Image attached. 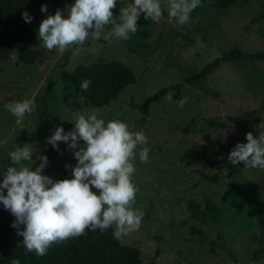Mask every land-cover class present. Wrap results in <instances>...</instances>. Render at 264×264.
I'll return each instance as SVG.
<instances>
[{
  "label": "rangeland",
  "instance_id": "obj_1",
  "mask_svg": "<svg viewBox=\"0 0 264 264\" xmlns=\"http://www.w3.org/2000/svg\"><path fill=\"white\" fill-rule=\"evenodd\" d=\"M75 0H31L26 10L33 17L21 25L33 34L40 57L33 64L18 62L17 52L0 63V179L9 166L8 153L17 146L29 144L38 154L45 155L57 127L65 132L74 128V115L62 101L64 69L73 70L79 64L98 60H121L135 73V82L127 86L116 100L107 106L88 107L83 113L95 114L105 121L119 119L132 131H142L148 138V162L141 163L139 149L134 161V182L139 187L133 207L144 213L139 230L119 237L122 244L139 248L142 260L155 259L157 264H264V230L258 215L264 209V170L244 168L242 183L228 192L230 180L213 183L201 173L225 174L224 161L237 143H247L246 133L258 136V124H232L225 117L259 106L264 98V61H226L203 82L185 84L175 97L170 90L160 102L151 103L149 115L140 121L141 112L133 103H141L160 87L183 82L186 75L237 47L245 52L264 50V0H240L225 12L200 6L191 21L178 25L162 18L150 21L151 34L146 57L129 51L127 40L110 42L103 39L94 45L87 41L83 50L73 56L69 49L62 55L49 52L38 38L39 25L57 9L67 14ZM130 0H117V7ZM47 5V12L41 6ZM167 9L166 0H162ZM108 27L105 28V33ZM96 47L95 53L90 49ZM51 94H47V85ZM171 95L172 100L166 97ZM187 97L181 108L179 101ZM34 98L35 111L22 123L5 105ZM51 99V100H50ZM48 101L52 104L46 108ZM219 118L226 126L212 128L208 120ZM83 146V141H80ZM55 159L43 171L56 180L64 171L72 178L71 169L77 163L64 142H59ZM36 160V154L33 155ZM31 167L32 162H25ZM229 196V197H228ZM228 197L227 214L219 221L204 215L206 199L216 206ZM233 214V215H230ZM254 255V251H256Z\"/></svg>",
  "mask_w": 264,
  "mask_h": 264
},
{
  "label": "clouds",
  "instance_id": "obj_2",
  "mask_svg": "<svg viewBox=\"0 0 264 264\" xmlns=\"http://www.w3.org/2000/svg\"><path fill=\"white\" fill-rule=\"evenodd\" d=\"M201 3L202 0H166L169 22L189 23L191 14ZM116 7L117 0H75L66 15L65 10L57 9L54 15L42 20L38 38L49 52L56 50L62 55L74 49L75 56L89 40L94 45L102 37L109 42L129 39L130 34L138 31L142 14L144 19L156 23L163 18L162 0H130L120 7L118 17L113 11ZM40 10L47 12V5H42ZM21 15L26 23L33 19L27 11ZM107 26L111 29L105 33ZM90 51L95 53L97 48L92 47ZM90 83L88 79L83 80L81 90L87 92ZM166 98L172 100L171 95ZM186 102L184 97L179 107ZM5 107L17 123H22L37 105L30 98ZM73 120L72 130L65 132L59 126L47 138V143L56 150L59 142L73 150L77 163L74 167L66 165L71 169V179L54 180L44 175L48 157L38 154L27 143L8 153L11 163L2 172L0 204L15 217L11 226L23 237L26 251L40 257L47 255L52 244L83 236L86 231L104 233L114 228L115 237L127 235L140 229L144 216L143 211L133 207L139 192L134 182V161L139 149L140 162H148L150 149L145 146L146 135L131 131L119 119L106 122L95 114L77 112ZM258 127V136L248 132L247 143H237L231 149L228 155L231 164L243 163L244 168L264 170V123ZM34 154L40 163L33 170ZM25 162H32V166ZM12 264H20V260L14 259Z\"/></svg>",
  "mask_w": 264,
  "mask_h": 264
},
{
  "label": "trees",
  "instance_id": "obj_3",
  "mask_svg": "<svg viewBox=\"0 0 264 264\" xmlns=\"http://www.w3.org/2000/svg\"><path fill=\"white\" fill-rule=\"evenodd\" d=\"M30 1L0 0V63L6 61L15 52H17L18 62L23 64H33L40 57L39 51L34 47L33 34L28 27L21 25V14L26 10ZM239 3L240 0H202L201 6L209 7L217 12H225ZM198 10L199 7L193 11L191 17ZM114 16L118 17L119 11L114 12ZM163 18H167V9H164ZM107 27L110 31L111 26ZM150 34V22L144 19L142 14L138 20V31L135 34H130V38L127 39L129 51L145 58ZM232 60L262 62L264 61V50L245 52L237 47L231 48L219 57L205 63L198 71L186 75L183 82L160 87L153 94L146 96L141 103H133V106L141 112L140 121L144 122L148 117L151 103L160 102L170 90H176L175 97H179L180 90L185 84H197L205 81L223 62ZM64 66L65 64H62L60 74L63 82L62 101L73 115L77 112L83 113L88 107L99 108L109 105L118 98L127 86L135 82L134 71L117 59L98 60L87 65L79 64L73 70H66ZM85 79L91 81L87 92L80 88ZM47 87L46 92L50 96L51 85L48 84ZM48 102L46 108L52 104L51 101ZM263 114L264 98L259 106L236 115H227L225 118L232 124H241L245 127L250 123H260ZM53 123L54 127H57L55 115L53 116ZM208 123L212 128L227 125L225 121H219L218 117L209 119ZM57 151L50 145L45 154L48 157V164L44 170L55 159ZM39 163V160L35 162L33 170ZM223 166L226 168L225 174L218 171L211 175L201 173V176L213 183L228 178L230 180L228 192L234 193V190L243 181L242 170L244 165L243 163L233 165L229 161H224ZM59 179L71 178H68L63 171L56 180ZM228 197L220 206H216L212 200L206 199L203 209L204 215L215 221H219L225 214L228 215ZM230 215L233 214L230 213ZM14 219L15 217L0 204V264H12L14 259H19L20 264H157L155 259L144 262L138 247L122 244L114 236V228H110L104 233L99 230L86 231L83 236L54 243L48 249L47 255L40 257L34 252L28 253L26 251L22 244L23 237L17 235V230L11 226ZM258 220L262 230H264V209L259 210ZM20 227L22 230L23 225ZM254 252L256 255L257 250Z\"/></svg>",
  "mask_w": 264,
  "mask_h": 264
}]
</instances>
